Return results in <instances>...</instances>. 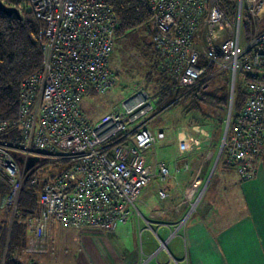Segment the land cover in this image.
<instances>
[{
  "label": "built area",
  "instance_id": "2783aa9c",
  "mask_svg": "<svg viewBox=\"0 0 264 264\" xmlns=\"http://www.w3.org/2000/svg\"><path fill=\"white\" fill-rule=\"evenodd\" d=\"M143 1L153 23V45L179 85H195L207 67L229 73L232 91L237 78L243 80L242 102L236 112L231 107L220 155L224 151L225 163L242 179L254 178L264 147V0H235L231 16L221 0ZM25 4L41 23V59L18 85L15 117L0 118L3 203L15 210L29 156L67 164L51 177H31L42 185L37 213L26 220L23 251L29 255L46 251L55 223L99 230L124 223L135 210L140 189L152 178L170 174L164 160L148 162L141 154L163 132L154 135L143 125L122 132L128 122L153 109L144 88L93 125L80 107L83 95L103 93L115 81L108 57L119 19L110 0ZM198 144L190 133L178 131L179 152Z\"/></svg>",
  "mask_w": 264,
  "mask_h": 264
},
{
  "label": "crops",
  "instance_id": "0c3cea01",
  "mask_svg": "<svg viewBox=\"0 0 264 264\" xmlns=\"http://www.w3.org/2000/svg\"><path fill=\"white\" fill-rule=\"evenodd\" d=\"M190 134L199 144L179 152L177 132L172 158L163 141L158 142L162 150L158 157L155 140L149 159L164 160L170 175L154 177L140 189L135 210L124 223L108 230L60 225L66 228L55 238L53 224L45 240L44 260L53 264H264V154L252 179L237 173L235 177L224 168L217 176V164L212 171L213 137L201 128ZM194 181V195L197 190L201 193L188 198ZM63 234L67 240L61 238Z\"/></svg>",
  "mask_w": 264,
  "mask_h": 264
},
{
  "label": "rangeland",
  "instance_id": "374dc122",
  "mask_svg": "<svg viewBox=\"0 0 264 264\" xmlns=\"http://www.w3.org/2000/svg\"><path fill=\"white\" fill-rule=\"evenodd\" d=\"M19 8L28 10L25 0L19 1ZM152 30L153 23L148 20L146 23H143L142 25L125 32L122 36L115 38L113 48L108 57V66L115 79L113 86L103 93L89 92L83 95L80 100V107L92 125L100 120L105 114L118 110L123 99L140 88H144L152 97V102H155V98H153L152 94L155 90V82L157 81L158 74L154 63L153 49H155V47L152 43ZM243 84V80L238 77L236 84L233 86L232 100V86L229 73L226 71H213L210 74L209 72V74L207 73V75L201 77L200 80L192 86L194 88L199 87L204 93H213L216 97L211 99L210 103H202L197 108H191L188 107L189 96L181 94L175 103H170L160 109L154 108L140 115L137 119L128 122L122 129V132L123 134L131 133L140 125H144L154 135H156L158 131L163 132L165 138L157 139L156 153L158 154V157L161 156L160 152H162V150H160L158 142L163 141L167 145L166 152H170L169 158H172L171 156H173L175 152L174 145L177 140V132L182 131L196 135L201 128L203 133L213 137V144L211 145V148L215 149L214 155L211 157V159H213L218 151L224 126L223 122L226 118L229 104L232 100V105H234L233 112H236V90L238 87L243 89ZM177 85L179 86L178 83ZM223 89H226L227 91L226 104L220 102V99L223 97ZM197 95L201 96L202 94L197 93ZM242 98L240 99V103L237 104L238 106L241 104ZM118 133H120V131L116 134ZM116 138L117 137H115V139ZM125 142L128 146L132 144L129 138L126 139ZM106 144L108 143H105V145ZM99 146L102 147L103 144H99ZM152 149L153 147H148L141 150V154L148 162L151 161V159H149V152ZM263 154L264 149L258 156L257 163L258 159L262 158ZM60 164H62V161L48 162L44 156H41L40 160L36 162L31 169L33 175L38 177H49L51 173H54L58 169ZM222 168L229 170V172L234 173L233 175L237 177L238 173L235 171L234 167L225 163L224 151L221 153L217 161L215 173L217 176L220 174L219 171ZM199 193L201 192L197 190L194 197ZM7 207L9 208V211L7 210L8 213L6 215L5 211ZM14 211L15 210H12L9 205L3 203V197L0 194V218L5 216V218L8 219V222H10V220L12 221ZM65 228L66 227L55 223L53 238L56 237L60 230H65ZM53 238H51V240ZM61 238L64 240L68 239L66 234H63ZM45 257L47 258L43 253H30L28 256L22 257V264H29L30 261L37 264H53V261L47 263L44 260Z\"/></svg>",
  "mask_w": 264,
  "mask_h": 264
},
{
  "label": "trees",
  "instance_id": "16d2710c",
  "mask_svg": "<svg viewBox=\"0 0 264 264\" xmlns=\"http://www.w3.org/2000/svg\"><path fill=\"white\" fill-rule=\"evenodd\" d=\"M19 1L2 0L4 4L15 6L20 10L19 18L16 15H6L0 11V118L6 119L16 115L20 81L38 68L41 59L38 44L41 23L34 18L30 11L19 8ZM110 3L119 19L114 40L125 32L146 23L149 19V13L143 0H110ZM234 4L235 0H221V6L230 16ZM153 53L158 74L152 94L155 98L153 109H160L165 105L175 103L181 94L189 96L188 107L191 108H197L202 103H210L211 99L216 97L211 92L204 93L199 87L178 86L176 74L166 66V62L162 60L157 50L153 49ZM212 71V67H207L202 77L209 72L211 74ZM226 92V89H223V97L220 99L223 104H226ZM197 93L202 95L199 96ZM242 96L243 89L238 87L235 105L237 110L241 105L237 104L240 103ZM150 98L152 100L151 96ZM233 107L234 105H232V113ZM122 142L124 143V141ZM66 166L67 164L62 162L49 177L60 172ZM32 175L33 171L30 169L23 176L10 227L5 216L0 218V264H22V257L28 256L23 251L28 233L26 220L37 213L38 193L42 185L41 182L33 183ZM1 192L0 190V194ZM7 210L9 211L8 207L5 211L6 215ZM29 264L37 263L30 261Z\"/></svg>",
  "mask_w": 264,
  "mask_h": 264
},
{
  "label": "water",
  "instance_id": "95a60500",
  "mask_svg": "<svg viewBox=\"0 0 264 264\" xmlns=\"http://www.w3.org/2000/svg\"><path fill=\"white\" fill-rule=\"evenodd\" d=\"M0 11H2L4 14L6 15H16L18 18L21 16L20 15V11L17 7L15 6H9V5H6L2 2V0H0ZM233 91L231 90V99L233 98ZM233 100V99H232ZM232 100L229 104V107H228V111H227V115H226V118H225V123H224V126H223V131H222V136H221V141L219 143V147H218V151H217V154H216V157H215V161H214V164H213V167H212V171L213 169L215 168L216 164H217V161L220 157V152H221V149H222V145L224 143V139H225V136H226V131H227V127H228V121H229V118H230V110H231V107H232ZM17 159L22 162V159L20 157H17ZM39 161V157L38 156H29L27 161L25 162V165H24V172L28 171L29 169H31L36 162ZM209 180V179H208ZM207 180V182H208ZM10 223H11V220L9 222V227H10ZM9 227H8V230H9Z\"/></svg>",
  "mask_w": 264,
  "mask_h": 264
},
{
  "label": "bare ground",
  "instance_id": "6f19581e",
  "mask_svg": "<svg viewBox=\"0 0 264 264\" xmlns=\"http://www.w3.org/2000/svg\"><path fill=\"white\" fill-rule=\"evenodd\" d=\"M189 194H191V192Z\"/></svg>",
  "mask_w": 264,
  "mask_h": 264
}]
</instances>
